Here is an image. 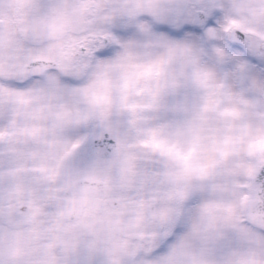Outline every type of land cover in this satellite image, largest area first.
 <instances>
[{
    "label": "snow or ice",
    "instance_id": "snow-or-ice-1",
    "mask_svg": "<svg viewBox=\"0 0 264 264\" xmlns=\"http://www.w3.org/2000/svg\"><path fill=\"white\" fill-rule=\"evenodd\" d=\"M0 264H264V0H0Z\"/></svg>",
    "mask_w": 264,
    "mask_h": 264
}]
</instances>
